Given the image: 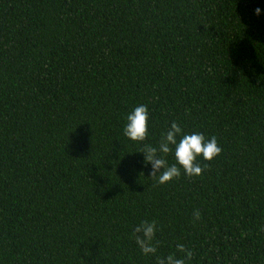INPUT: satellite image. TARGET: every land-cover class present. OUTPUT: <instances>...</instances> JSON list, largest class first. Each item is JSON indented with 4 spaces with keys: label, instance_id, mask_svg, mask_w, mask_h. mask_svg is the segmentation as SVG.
<instances>
[{
    "label": "trees",
    "instance_id": "trees-1",
    "mask_svg": "<svg viewBox=\"0 0 264 264\" xmlns=\"http://www.w3.org/2000/svg\"><path fill=\"white\" fill-rule=\"evenodd\" d=\"M173 121L222 153L159 185L139 151ZM262 228L264 0H0V264H264Z\"/></svg>",
    "mask_w": 264,
    "mask_h": 264
},
{
    "label": "clouds",
    "instance_id": "clouds-1",
    "mask_svg": "<svg viewBox=\"0 0 264 264\" xmlns=\"http://www.w3.org/2000/svg\"><path fill=\"white\" fill-rule=\"evenodd\" d=\"M261 8L255 9V14H261ZM124 135L135 142H144L149 136L150 113L147 105L136 106L127 116ZM144 154L145 165H151L150 178L159 185L172 182L181 176V169L188 177L201 176L204 168L197 162L198 157L212 161L222 153L215 136L206 138L203 133H185L177 122L173 121L165 132L161 134L158 146L144 144L139 151ZM173 154L175 163H169L166 158ZM207 167V166H205ZM193 218L199 220L201 213L194 211ZM264 231V228L261 229ZM159 231L157 221L143 220L134 226L133 235L135 243L145 256H155L158 251L159 241L156 239ZM177 253L181 255H177ZM194 252L183 244L177 245L176 253L166 257H157L156 264H187L192 259Z\"/></svg>",
    "mask_w": 264,
    "mask_h": 264
}]
</instances>
